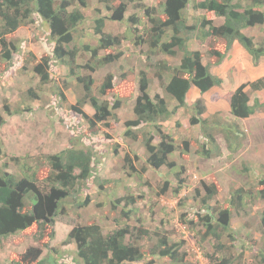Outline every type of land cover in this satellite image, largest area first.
I'll list each match as a JSON object with an SVG mask.
<instances>
[{
	"label": "rangeland",
	"instance_id": "374dc122",
	"mask_svg": "<svg viewBox=\"0 0 264 264\" xmlns=\"http://www.w3.org/2000/svg\"><path fill=\"white\" fill-rule=\"evenodd\" d=\"M89 1L88 7H82L86 15L79 27L82 34H77L75 39V48L78 50V67H75V71L83 76L88 73L91 75L94 79L92 94L100 102H106L112 111V116L99 123L96 132L91 131L84 116L72 109L73 104L84 97L86 92L83 82L79 83L75 79L76 75L71 74L69 65L54 61L50 69L51 79L47 82H42L33 69L37 59L46 52L52 55L48 23L34 14L32 22L22 24L16 32L7 36L18 49L13 54L10 67L6 62L0 65V114L5 119L0 126V169L20 175L28 172L27 165H31L33 169L38 165H47L46 154L59 152L74 144L92 151L95 178H90L84 189L73 192L66 199L65 211L57 216L54 225L56 235L48 246L39 243L40 240L34 234L35 228L0 237V264H13L28 245L39 244L44 249L43 255L52 253L70 264H83L77 261L75 242L66 243L70 229L76 224L97 222L104 233H108L116 227L115 218L120 220V226L127 223L135 235L139 234L142 249L148 250L160 236L166 235L171 244L181 243L179 256L184 257L183 261H173L170 257L158 254L153 257L146 255L144 260L125 264H221L220 261L213 262L208 258L218 244H223L224 247L217 251V256H230V264H264V197L258 193L259 176L264 175V108L250 117L235 118L230 112L228 96L237 85L235 74L241 73V80L246 81L254 77L255 74L249 70L254 68L251 56L248 59L236 53V59L233 60L231 49L221 65L212 67V71L223 78V84L213 87L205 94L198 91L194 101H191L192 90L189 91L188 105L179 108L163 125V130L172 134L176 143L189 139L190 151L184 156L176 150L170 156L172 166L152 168L146 163L144 138L147 133L155 132L156 128L143 123L134 127L136 136H132L133 133L126 134V122L135 118L133 108L139 94V71L146 69L154 73L160 60L171 67L178 66L182 54H156L150 51L148 43L138 45L124 40L118 47L120 57L113 62L104 63L101 60L105 50H100L97 57H94L83 45L93 47L98 44V37L94 34L95 19L98 16H110L111 12L99 0ZM144 1L148 5L163 8L164 0ZM133 11L131 8L126 12V18ZM139 13L143 16V12ZM187 13L189 23L194 22V16L203 14L214 18L215 23L223 20L214 12L194 10L191 6L187 8ZM127 26V20L116 22L106 19L108 31L124 33ZM138 26V33L142 34V25ZM244 32L260 41L264 37V25L247 28ZM196 34L194 32L189 41L190 49H199L207 55L208 46ZM34 58L37 59L34 61ZM204 61L208 62V55ZM87 62L95 67L92 73L83 66ZM235 62H239L240 72ZM129 69L136 72L137 78L124 82L120 75ZM171 72V69L164 70L162 81L158 77L150 79L149 92L152 96L155 93L165 94L164 84L169 80ZM108 73L115 75L114 89L101 94L100 85ZM29 90H33L37 97ZM250 95L251 103L255 97L264 96L255 91H251ZM200 97L205 98L207 106L204 116L217 115L220 124H232L238 132L233 148L228 146L225 135L218 133L217 147L213 148L211 157L203 154L202 146L206 137L202 134L200 125H193L189 121L193 114L191 104ZM117 100H120L119 106L114 108ZM167 100L171 107L175 104V99L171 96L167 95ZM5 105L10 108H7L8 111ZM15 109L23 111L14 113ZM83 110L90 116L96 112L90 103H85ZM154 142H159L158 138ZM128 154L140 173L128 172L131 171L129 165H125ZM13 156L21 157L20 164L12 160ZM177 172H180V178L176 175ZM204 183H216L218 186V193L210 200V204L218 209L229 207L228 201L236 189L242 187L246 191L242 200H236L237 208H231V227L229 230H222L224 232L220 239L212 235L204 236L206 228L202 225L201 216L212 213V209L201 201L205 195ZM128 194L133 195L137 206V210L130 212V219H126L121 213V207L126 201H121L117 207L113 206L114 200ZM30 197L28 195L26 200V210L30 209L32 202L34 204L37 201L35 195L34 198ZM76 200L86 202L82 207L75 208L73 203ZM133 228H146L151 234L148 237ZM132 230L128 234L129 240ZM150 259L152 263H148Z\"/></svg>",
	"mask_w": 264,
	"mask_h": 264
},
{
	"label": "trees",
	"instance_id": "16d2710c",
	"mask_svg": "<svg viewBox=\"0 0 264 264\" xmlns=\"http://www.w3.org/2000/svg\"><path fill=\"white\" fill-rule=\"evenodd\" d=\"M89 2V0H0V65L6 62L10 67L13 54L18 49L7 36L15 32L22 24L32 22L34 14L43 18L49 26L48 34L52 40V55L46 52L41 58H34V61L36 59L37 61L33 69L42 82H47L51 79L50 69L54 61L69 65L71 74L76 75L75 79L79 83L83 82L86 92L84 97L73 104L72 109L84 116L89 122L91 131L96 132L99 129V123L112 116V111L106 102H100L98 97L92 94L94 79L91 75L88 73L87 76H83L75 71V67H78L76 62L78 50L75 48V39L77 34H82L79 27L86 18L82 7H88ZM99 2L105 5L111 15L98 16L95 19L94 34L98 37V44L93 47L89 44L83 45L85 50L92 52V56L97 57L100 50H105L106 53L101 61L113 62L120 57L121 51L118 47L124 40L138 45L148 43L150 51L156 54L162 53L170 56L182 54L178 66L171 67L164 60H160L154 73L146 69L139 71V94L133 108L135 118L126 122V134L133 133L132 136L137 135L134 127L143 123L156 128L155 132L147 133L148 135L144 138L146 163L155 169L166 165L170 167L173 165L170 159L171 154L179 150L187 156L190 151V141L184 139L176 143L172 134L163 130V125L179 108L188 105L189 91L197 87L201 94H204L213 87L223 84V78L213 72L212 67L224 62L235 42H239L250 54L253 65H259L264 59V37L256 41L255 36L244 32L247 28L264 25V0H164L161 9L156 5H148L144 0H99ZM189 6L194 10L214 12L223 20L221 23H215L214 18L203 14L198 17L194 16V22L189 23L187 13ZM131 8L134 11L130 12L126 18L125 14ZM139 12H143V16ZM106 19L116 22L127 20V29L124 33L108 31ZM139 24L143 28L142 34L138 33ZM194 32L197 33L196 37L208 46V62L204 61L207 55L203 51L189 47V41ZM83 66L91 73L95 69L88 62ZM170 69L172 71L170 78L164 84L165 94L155 93L152 96L149 92L150 79L158 77L162 81L163 71ZM120 77L124 82H129L135 80L137 74L129 69ZM114 81V74H106L100 85V93L107 94L108 91L113 90ZM263 89L264 75L245 81L235 90H231L228 95L231 114L235 118H247L262 110L264 96L255 97L251 103L250 92ZM29 91L37 97L33 90ZM167 95L175 99L172 107L169 105ZM85 103H90L95 108L96 112L92 116L83 110ZM119 103L120 100H117L114 108H117ZM191 105L193 114L190 115L189 121L193 125L199 124L202 134L206 137L202 146L203 154L207 157L212 156L213 148L217 147L216 136L220 132L225 135L228 146L233 148L235 137L237 138L236 135H238L235 127L232 124H229L230 126L220 124L217 115L204 116L207 109L204 97L198 98ZM5 107V109H10L8 105ZM22 111L15 109L14 113ZM4 122L5 119L0 114V126ZM235 126L237 128V125ZM156 138L159 142H154ZM1 151L0 144V153ZM45 157L47 165H38L35 169L27 165L28 172L20 175L0 169V237L35 228L34 234L40 240L39 243L48 246L50 240L56 235L54 225L57 216L65 211L66 199L84 189L90 178H95L94 156L90 149L79 148L73 144L59 152L46 154ZM20 159L21 157H12V160L19 164ZM125 162L131 170L128 171L129 173H140L130 154L126 155ZM179 173L176 174L178 178H180ZM204 185L205 195L201 201L212 209V213L201 216L202 225L206 228L204 236L212 235L220 239L224 232L222 230H229L231 227V208H237L236 200H242L246 191L242 187L236 189L228 201L229 207L218 209L210 204V200L218 193V186L216 183H204ZM33 193L37 201L34 204L32 202L30 209L26 210L28 195L34 198ZM258 193L264 197V175L259 176ZM86 200L83 202L76 200L73 206L82 207ZM121 201H126L127 204V207H125L126 204L121 207V213L127 217L126 219H130V212L137 210L135 198L129 194L122 196L113 201V206L117 207ZM114 222L116 227L108 233H104L102 226L97 222L76 224L70 229L66 243L75 242L78 262L125 264L129 261L144 260L146 255L153 257L157 254L170 257L173 261H183L184 257L179 256L181 243L171 244L167 236L163 235L148 250H145L139 242L141 237L139 234L135 235L129 224L125 223L124 226H120L118 218H115ZM262 224L264 225V213ZM133 229L148 237L151 234V231L146 228ZM131 230L133 233L129 240L128 234ZM40 244L28 245L13 261V264H70L52 253L43 255L44 249ZM223 247V244L215 246L216 250L208 255L209 261L230 264V256L222 258L217 256V251ZM262 259L264 260V254ZM148 263H152V260H148Z\"/></svg>",
	"mask_w": 264,
	"mask_h": 264
},
{
	"label": "crops",
	"instance_id": "0c3cea01",
	"mask_svg": "<svg viewBox=\"0 0 264 264\" xmlns=\"http://www.w3.org/2000/svg\"><path fill=\"white\" fill-rule=\"evenodd\" d=\"M236 53H238V55H241V56H244V57H247V58L250 56V54L243 48V46L239 42H235L234 43L233 48H232V51L230 52V55L233 58V60L236 59V57H234ZM234 64L236 65L238 72H240L241 70L239 69V62H235ZM253 66H254V68H252V70L249 69L250 70V73H252V74L254 73L255 74L252 79H256V78L264 75V59L262 60V62L259 65H257V66L253 65ZM241 75H242L241 73L235 74V81L237 82V85H236L235 88H233V90H235L242 82L246 81V79L241 80ZM252 79H250V80H252ZM191 90H192L191 91V93H192L191 101H194L195 96L197 95V93L200 92V90L199 89L197 90V87H193ZM256 92L261 93V94H264V89L263 90L256 91ZM258 96H260V95L258 94ZM187 101H188V98H187Z\"/></svg>",
	"mask_w": 264,
	"mask_h": 264
}]
</instances>
